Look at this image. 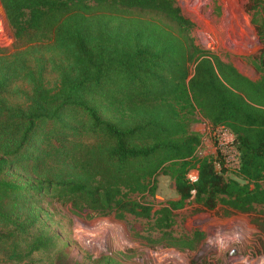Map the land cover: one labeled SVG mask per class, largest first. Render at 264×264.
<instances>
[{
  "label": "trees",
  "instance_id": "trees-1",
  "mask_svg": "<svg viewBox=\"0 0 264 264\" xmlns=\"http://www.w3.org/2000/svg\"><path fill=\"white\" fill-rule=\"evenodd\" d=\"M0 8L12 32V44L0 47V120L18 121L9 138L0 137V207L18 197L34 209L43 199L47 206L55 200L145 217L148 209L128 196L147 191L167 162L180 167L172 175L183 197L193 190L211 205L226 196L241 208L264 195L258 186L224 182L206 159L195 162L192 186L178 176L197 139L185 130L188 120L177 118V105L199 110L212 125L228 122L240 153L238 176L253 183L264 177V111L226 87L204 55L187 80L199 53L191 42L127 17L148 11L187 29L170 0H0ZM256 32L264 86V16ZM190 49L187 59H170ZM21 165L35 175L41 169L39 180L19 186L13 173ZM10 219L0 212V238L9 242ZM32 223L21 227L30 231ZM32 239L25 257L43 244Z\"/></svg>",
  "mask_w": 264,
  "mask_h": 264
},
{
  "label": "rangeland",
  "instance_id": "rangeland-1",
  "mask_svg": "<svg viewBox=\"0 0 264 264\" xmlns=\"http://www.w3.org/2000/svg\"><path fill=\"white\" fill-rule=\"evenodd\" d=\"M170 2L177 15L187 22V29L148 11L133 12L127 17L155 25L179 41L191 42L199 53L187 65V80L192 76L194 59L204 55L221 70L219 77L226 87L264 111V86L258 61L263 47L256 32L264 16V0ZM11 44L12 32L0 8V47ZM192 54L190 49L183 57L180 52L170 59H187ZM176 111L179 120H188L186 132L197 139L184 173L183 170L178 173L188 185L185 175L195 168L196 161L206 159L213 164L218 156L209 132L212 123L205 114L197 109L187 110L182 104L177 105ZM17 122L0 120V137L9 138ZM179 169L171 162L165 163L150 178L147 191L128 196L130 201L148 209L145 217L120 213L116 208L109 213L72 208L55 200L47 206L43 199L34 209L33 205L23 206L18 197L9 198L0 212L11 218L15 235L10 242L0 238V264H4V258H9L8 264H51L55 262L53 255L59 251L63 252L60 264L67 261L69 264H264V195L256 196L254 202L241 208L235 207L232 198L226 196H219L209 205L206 195L191 190L183 197L177 192L172 173ZM40 172L41 169L35 175L21 165L13 176L22 178L17 181L22 186L23 181L39 180ZM218 173L224 182L250 189L258 186L264 192V177L253 183L223 168ZM28 218L33 221L30 231L21 227ZM22 229L26 232L19 233ZM5 230L0 226V236ZM33 237L43 244L38 253L25 257ZM13 253L23 258H12Z\"/></svg>",
  "mask_w": 264,
  "mask_h": 264
},
{
  "label": "built area",
  "instance_id": "built-area-1",
  "mask_svg": "<svg viewBox=\"0 0 264 264\" xmlns=\"http://www.w3.org/2000/svg\"><path fill=\"white\" fill-rule=\"evenodd\" d=\"M209 125V124H208ZM211 140L216 150L217 160L213 161L214 171L219 174L221 168L238 175L240 169V153L236 146L234 134L223 125H209ZM187 184L192 186L197 181L196 168H191L185 175ZM193 191V190H192Z\"/></svg>",
  "mask_w": 264,
  "mask_h": 264
}]
</instances>
